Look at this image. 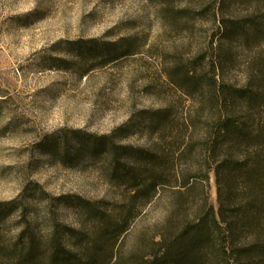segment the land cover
Returning a JSON list of instances; mask_svg holds the SVG:
<instances>
[{
    "label": "rangeland",
    "instance_id": "obj_1",
    "mask_svg": "<svg viewBox=\"0 0 264 264\" xmlns=\"http://www.w3.org/2000/svg\"><path fill=\"white\" fill-rule=\"evenodd\" d=\"M234 25L246 38L229 37ZM187 74L239 89L264 81V0H0L2 239L13 244L34 221L46 237L50 202L76 230L90 223L79 203L125 207L133 190L113 176L112 147L170 145L201 101L169 78ZM162 111L161 139L148 113ZM206 190L216 207L212 174ZM171 192L130 221L126 246L162 221Z\"/></svg>",
    "mask_w": 264,
    "mask_h": 264
},
{
    "label": "trees",
    "instance_id": "obj_2",
    "mask_svg": "<svg viewBox=\"0 0 264 264\" xmlns=\"http://www.w3.org/2000/svg\"><path fill=\"white\" fill-rule=\"evenodd\" d=\"M250 26L257 36V25ZM231 30L229 37L248 34L242 25ZM172 76L189 98L201 95L200 105L185 115L170 145L119 153L112 147L113 176L133 190L127 205L107 213L79 203L90 223L76 230L57 222L50 202L47 236L40 238L35 221L13 244L0 234V264H264V81L253 85L250 78L239 89L219 75ZM148 114L150 129L164 138L169 113ZM210 174L216 207L206 190ZM164 188L172 192L162 221L126 246L130 221ZM27 210L20 209L23 218Z\"/></svg>",
    "mask_w": 264,
    "mask_h": 264
}]
</instances>
